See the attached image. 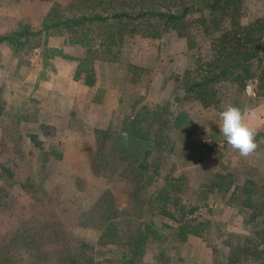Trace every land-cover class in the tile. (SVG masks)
<instances>
[{"label":"rangeland","instance_id":"1","mask_svg":"<svg viewBox=\"0 0 264 264\" xmlns=\"http://www.w3.org/2000/svg\"><path fill=\"white\" fill-rule=\"evenodd\" d=\"M49 1L48 29L15 53L34 54L47 34L66 32L87 47L80 45L91 63L123 58V100L131 109L122 124L73 152L79 172H53L57 150H45L21 125L24 117L46 120L39 105H7L0 96V264L193 263L182 254L208 256L209 264H226L228 254L242 256L237 264H264L259 71L243 87L216 81L187 93L190 84L219 72L208 51L213 35L199 12L187 20L192 37L186 40L161 22L113 17L176 10L174 0ZM231 14L242 24L264 19V0H242ZM82 16L99 19L69 24ZM229 104L254 111L245 112L257 132L258 148L249 157L232 149L213 121ZM121 131L129 134L126 142ZM41 132L52 137L48 128Z\"/></svg>","mask_w":264,"mask_h":264},{"label":"crops","instance_id":"2","mask_svg":"<svg viewBox=\"0 0 264 264\" xmlns=\"http://www.w3.org/2000/svg\"><path fill=\"white\" fill-rule=\"evenodd\" d=\"M52 6L49 0H0V37L19 32L22 26L31 33H42L48 29ZM67 36L66 32L47 34L46 40L37 41L32 49L37 50L38 56L15 53L7 42L0 43V96L6 98L7 105L20 102L24 106L26 102L39 105L46 120L37 122L24 117L21 125L30 134L39 136V144L45 150H57L53 172H79L73 152H82L97 132L122 124L131 109L125 105L127 98L123 100L127 86L122 72L123 58L119 63H91L80 45L87 47ZM19 41L26 46L30 37H21ZM43 48L47 49V57L42 54ZM86 62L89 64L85 65ZM213 121L219 133V117ZM43 128H48L52 137L46 138L41 132ZM182 257L193 261L191 264L210 262L205 255L190 259L182 254Z\"/></svg>","mask_w":264,"mask_h":264},{"label":"trees","instance_id":"3","mask_svg":"<svg viewBox=\"0 0 264 264\" xmlns=\"http://www.w3.org/2000/svg\"><path fill=\"white\" fill-rule=\"evenodd\" d=\"M145 3L152 0H144ZM159 2H166V0H156ZM242 0H174L173 5L178 4L176 10L167 8V12L160 9L139 12L136 16H131L124 12L114 14L115 19H126L132 21L133 19H148L153 22H161L166 27L176 29L186 40L192 37L189 32L192 22H188V18L193 17L194 14L200 13L204 17L205 24L202 27L210 29L212 36V44L209 46L210 52L213 53L212 64L214 69L218 67L219 72L213 78L204 79L201 82H194L190 84L185 90L187 93H193L197 89H202L205 84L216 81H229L239 87H243L246 79H249L254 71H259L258 80L264 84V19H258L248 24H242L238 18H234L231 14L233 7L237 6ZM145 8V6H144ZM230 15V16H229ZM98 18H88L82 16L78 20H71L69 24L74 26L81 25V23L88 20H98ZM103 21V18H101ZM65 23L54 22L55 26H61ZM202 22L200 23V28ZM198 27V26H197ZM197 29V28H196ZM199 30H196V32ZM23 32V33H22ZM38 34V33H37ZM36 33H31L22 26L21 31L12 32L6 37H0V43L7 42L14 52L23 49L24 45L19 41L21 37L37 36ZM211 36V35H210ZM190 47L193 44H189ZM107 54L111 53V47L106 46ZM99 133V132H97ZM96 133V134H97ZM104 133V132H102ZM241 251L238 252V254ZM240 258L234 255H227L226 264H237ZM130 264V263H129Z\"/></svg>","mask_w":264,"mask_h":264},{"label":"clouds","instance_id":"4","mask_svg":"<svg viewBox=\"0 0 264 264\" xmlns=\"http://www.w3.org/2000/svg\"><path fill=\"white\" fill-rule=\"evenodd\" d=\"M246 93H251V88H245ZM245 112L249 116L254 115L253 110H242L231 104L227 105L219 112V131L227 144L234 150L238 151L240 156L249 157L258 148L256 142V129L250 127L245 120ZM120 135L125 142L128 140V133L121 131Z\"/></svg>","mask_w":264,"mask_h":264},{"label":"built area","instance_id":"5","mask_svg":"<svg viewBox=\"0 0 264 264\" xmlns=\"http://www.w3.org/2000/svg\"><path fill=\"white\" fill-rule=\"evenodd\" d=\"M35 54H37V50H35Z\"/></svg>","mask_w":264,"mask_h":264}]
</instances>
